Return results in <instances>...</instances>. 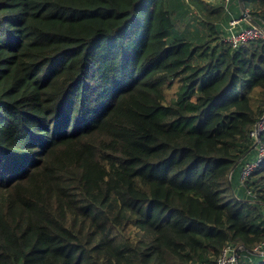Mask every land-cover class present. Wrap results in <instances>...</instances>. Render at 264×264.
I'll use <instances>...</instances> for the list:
<instances>
[{"label":"trees","instance_id":"trees-1","mask_svg":"<svg viewBox=\"0 0 264 264\" xmlns=\"http://www.w3.org/2000/svg\"><path fill=\"white\" fill-rule=\"evenodd\" d=\"M239 7L264 21V0ZM229 18L204 0H0V264H216L226 245L264 264V131L240 178L264 42L230 47Z\"/></svg>","mask_w":264,"mask_h":264},{"label":"built area","instance_id":"built-area-1","mask_svg":"<svg viewBox=\"0 0 264 264\" xmlns=\"http://www.w3.org/2000/svg\"><path fill=\"white\" fill-rule=\"evenodd\" d=\"M219 5L224 9V12L229 15L226 24L223 25L222 40L232 48H240L245 46L248 42L253 40H261L264 42V21H253L248 15L247 10L239 7V16L234 17L231 14L230 2L231 0H216ZM264 131V115L256 122L250 132L249 137L253 140L257 153L253 161H250L241 169L240 178H246L255 168L263 157V150L258 143V135ZM241 246L226 245L219 257L216 264H236V252L240 250Z\"/></svg>","mask_w":264,"mask_h":264},{"label":"rangeland","instance_id":"rangeland-1","mask_svg":"<svg viewBox=\"0 0 264 264\" xmlns=\"http://www.w3.org/2000/svg\"><path fill=\"white\" fill-rule=\"evenodd\" d=\"M204 1H207L210 5H218V3H217V1L216 0H204ZM235 4H236V0H231V2H230V7L231 8H234L235 7ZM191 16H192V14H191ZM212 45H213V43H212ZM244 157V156H243ZM246 158H249V159H252V156L251 155H249L248 157H246ZM246 158H244V159H246ZM248 160V159H247ZM249 161V160H248ZM263 219H264V213H263ZM261 249L259 248L257 251H260Z\"/></svg>","mask_w":264,"mask_h":264},{"label":"crops","instance_id":"crops-1","mask_svg":"<svg viewBox=\"0 0 264 264\" xmlns=\"http://www.w3.org/2000/svg\"><path fill=\"white\" fill-rule=\"evenodd\" d=\"M252 153V152H251ZM252 157H254V152L252 153V155H251Z\"/></svg>","mask_w":264,"mask_h":264}]
</instances>
